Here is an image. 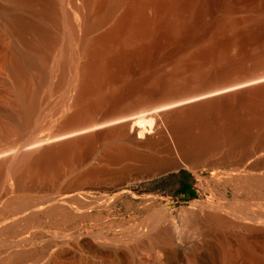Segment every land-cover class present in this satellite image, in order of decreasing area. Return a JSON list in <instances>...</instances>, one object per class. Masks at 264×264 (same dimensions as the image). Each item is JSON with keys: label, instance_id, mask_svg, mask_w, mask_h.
I'll list each match as a JSON object with an SVG mask.
<instances>
[{"label": "bare ground", "instance_id": "obj_1", "mask_svg": "<svg viewBox=\"0 0 264 264\" xmlns=\"http://www.w3.org/2000/svg\"><path fill=\"white\" fill-rule=\"evenodd\" d=\"M199 1L0 0V255L16 264L35 262L39 253L29 250L30 239L9 237L73 217L86 194L79 186L113 174L107 165L138 159L150 165L136 168V175L179 167L196 174L201 165L235 164L264 150V51L246 69L231 65L234 57L217 47L218 36L236 25L227 21L207 30L202 44L169 61L168 71L154 66L164 48L183 41V17L202 7ZM255 15V27L264 28V10ZM241 74L230 84L209 85ZM91 156L99 161L86 166ZM262 164L264 158L254 163ZM131 171L124 165L115 174L124 178ZM235 182L256 199L251 215L244 206L200 200L178 213L188 227L246 233L234 243L220 235L217 250L207 249L201 264H238L240 254L255 255L240 264H264V177ZM62 188L67 193L57 191ZM166 217L160 213L144 231L116 239L90 237L121 246H100L107 255L129 258L171 242ZM132 235L148 238L132 243ZM83 236L57 238L85 251L86 264H97L93 259L102 250ZM65 253L54 251L48 264H66Z\"/></svg>", "mask_w": 264, "mask_h": 264}, {"label": "rangeland", "instance_id": "obj_2", "mask_svg": "<svg viewBox=\"0 0 264 264\" xmlns=\"http://www.w3.org/2000/svg\"><path fill=\"white\" fill-rule=\"evenodd\" d=\"M200 1H203L202 7L195 8L194 12H189L183 17V20L187 22L186 27L188 30L183 37V41L178 46L164 48L154 66L159 67L162 72L168 71L171 67L169 61L173 57L181 54L187 48L202 44L201 42L205 38L207 30L210 28L217 26L219 23L230 21L237 27H233L218 36L217 47L225 50L227 48L230 55L234 57L231 65L251 68L255 62L253 57L264 51V28L255 27L260 23L255 12L264 10V0ZM149 70L152 71V69ZM150 98L152 100L154 97ZM152 101H155V99ZM155 106L154 104L146 107L147 111L144 113L153 112ZM137 151L144 153L145 150L138 148ZM151 153L153 154V152ZM156 156H162V153L159 151ZM262 158H264V150L235 164L221 163L220 165L218 163L211 168L201 165L202 170L198 169L196 174L179 167L168 171H141L142 173L139 172L140 174L137 175L134 171L136 168L146 169L150 164L142 160L131 159L123 163L128 169L133 170L130 176L124 178H117L115 174L124 165H107V169L113 174L102 177L97 182H86L79 186V189L86 191V194L79 198L78 203H80V206L74 212L73 217L61 220L60 223L44 222L40 225V230L25 228L15 237H9V241L30 239L31 247L29 250H38L39 253L38 259L32 264H48L50 255L60 248L66 250L64 256L66 264H86V257L90 256L85 251H79L80 249L68 244L63 246L57 237L65 234L84 235L83 237L87 241L90 240L89 242L94 243L93 245L96 247L99 245L97 248L101 250L102 247L100 246L116 249L121 246L105 241H94L90 236L101 234L103 238L106 237V239L112 240L121 235H130L134 231L142 232L145 230L146 223L150 222L156 215L164 213L168 221V223L166 221V225H169L172 230V240L169 244H160L151 246L146 250H138L129 258L113 257L102 250L101 255L98 254L93 259L94 262L97 264H167L168 259L177 258V264H201V262H207L209 258L207 249L217 250L215 241L220 235L228 237L234 243L238 238L242 239L246 233L242 229H223L206 224H198L195 228L188 227V224L178 218L179 211L186 209L189 207L190 202L196 200L212 203L223 201L229 208H235L234 210H241L244 206L246 208L245 212L251 215L250 206L256 199L248 193L246 188L244 190V187L238 186L235 179L253 175L264 177V164L259 167L254 165ZM98 161L95 156H91L86 160V166L97 164ZM182 170L192 176V189L195 192V198L193 199H187L182 194L175 195L174 192L178 189V184L166 186L162 191L151 184L155 179L177 175ZM158 172L162 173L148 180L128 183L130 178L143 177L145 174L151 175ZM57 191L67 193L65 188ZM43 194L39 192L35 195ZM260 202L264 205V198L260 199ZM86 234H89V237H86ZM131 237L134 238L132 243H140L148 238V235L140 238L134 235ZM262 250V257H264V245ZM247 256L255 255L240 254L236 257L237 263L240 264L242 258ZM4 263L16 264L13 259L0 255V264ZM215 263L216 261H211V264ZM22 264L24 263L22 262Z\"/></svg>", "mask_w": 264, "mask_h": 264}, {"label": "trees", "instance_id": "obj_3", "mask_svg": "<svg viewBox=\"0 0 264 264\" xmlns=\"http://www.w3.org/2000/svg\"><path fill=\"white\" fill-rule=\"evenodd\" d=\"M192 176L186 171H180L177 175H168L155 179L151 184L159 190H164L166 186L178 184V189L174 192L175 195H184L187 199L195 198V192L192 189Z\"/></svg>", "mask_w": 264, "mask_h": 264}, {"label": "water", "instance_id": "obj_4", "mask_svg": "<svg viewBox=\"0 0 264 264\" xmlns=\"http://www.w3.org/2000/svg\"><path fill=\"white\" fill-rule=\"evenodd\" d=\"M246 69H250V68H246ZM245 76V74H241V75H238V76H235V77H233V79L232 78H230V79H225V80H222V81H218V82H216V83H210L209 85H211V84H213V85H218V84H230V83H232V82H234L235 80L234 79H239V78H243Z\"/></svg>", "mask_w": 264, "mask_h": 264}]
</instances>
